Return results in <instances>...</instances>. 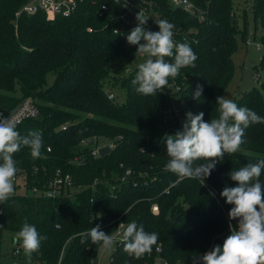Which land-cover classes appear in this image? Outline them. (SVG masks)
Listing matches in <instances>:
<instances>
[{"label": "trees", "instance_id": "16d2710c", "mask_svg": "<svg viewBox=\"0 0 264 264\" xmlns=\"http://www.w3.org/2000/svg\"><path fill=\"white\" fill-rule=\"evenodd\" d=\"M25 1L0 0V109L10 112L23 98L33 97L38 116L23 121L16 130L21 136L40 131L43 147L35 160L26 146L13 159L17 168L30 171L38 166L39 175L42 167L47 175L59 167L70 172L74 184L82 188L72 198L13 195L0 205V228L18 232L25 221L34 225L47 237L32 254L42 264H91L100 244H93L90 238L81 243V234L100 225L112 235L119 223L126 227L132 221L146 232L158 233L159 239L139 259L128 256L123 243L117 242L111 264H151L157 246L168 264H180L176 261L190 262L208 246H222L230 233H219L229 228L232 206L220 193L225 186H237L228 175L231 171L264 159V123L250 124L240 151L226 153L205 179L214 195L197 179L178 181L175 174L165 171L169 157L164 137L173 129L182 130L180 121L167 112L169 93L138 94L132 84L138 68L125 76L116 75L118 68L110 71L115 60L128 55L129 49H137L126 37L113 34L105 20L85 5L70 17L48 18L40 11L15 16ZM152 1L177 26L192 27L197 39L195 44L188 43L196 55L194 66L181 68L174 78L184 82L177 94L193 115L203 112L206 122L218 118L217 97L232 76L231 55L237 49L233 0H211L208 23H198L180 9L169 11L166 0ZM192 1L201 4V0ZM251 12L262 30L264 45V0H254ZM247 36L244 27V43ZM260 67L264 71V56ZM109 72L107 81L126 90L121 104L114 103L116 95L115 99L108 97L112 88L105 91ZM47 73L54 76L50 85L46 84ZM198 84L203 92L197 100L193 94ZM234 102L264 117L260 89H247ZM92 135L120 139L106 154L91 157L89 147L80 141ZM243 150L252 153L247 156ZM78 157V162H72ZM202 163L205 161L195 162ZM124 168L131 170L126 181L120 179ZM260 181L264 185V170ZM152 204L158 205L157 214L151 212ZM231 223L238 227L236 221Z\"/></svg>", "mask_w": 264, "mask_h": 264}, {"label": "clouds", "instance_id": "9594fccd", "mask_svg": "<svg viewBox=\"0 0 264 264\" xmlns=\"http://www.w3.org/2000/svg\"><path fill=\"white\" fill-rule=\"evenodd\" d=\"M135 19L137 26L130 30L126 40L129 45L138 46L135 55L146 59L138 65L132 84L142 96L155 95L158 90L163 91L170 77L174 79L179 75L181 68L194 66L196 55L187 42L176 43L173 40L174 25L168 21L160 20L157 23L159 31L153 32L146 30L148 18L141 10ZM166 57L172 58L174 62L166 61ZM202 92L203 88L198 84L193 98L198 100ZM217 104L218 118L206 122L203 112L193 115L189 111L182 130L164 137L169 157L165 171L175 174L178 181L185 178L197 179L203 186L205 179L224 155L234 154L239 150L245 129L253 123H264V117L247 107H239L225 96H218ZM21 146L30 149L32 159L39 158L43 147L41 132L33 130L26 136H21L12 120L0 118V204L15 193L14 182L18 169L13 155ZM201 160L205 163L195 164ZM262 170L264 159L228 174L237 186H225L220 195L226 204L232 206L228 212L230 235L224 239L222 246L216 245L211 251L192 257V264H264V185L260 181ZM48 195L53 196L54 193ZM231 221H236L238 227H233ZM119 228L123 229L118 235L124 251L136 259L150 253L159 239L158 233L146 232L135 221L128 223L126 227L121 223ZM89 238L93 244H100L104 248H110L115 243V238L102 231L100 225L82 233L81 243ZM14 239L31 264L32 254L39 251L41 240H46L47 237L41 236L34 225L25 221Z\"/></svg>", "mask_w": 264, "mask_h": 264}, {"label": "built area", "instance_id": "2783aa9c", "mask_svg": "<svg viewBox=\"0 0 264 264\" xmlns=\"http://www.w3.org/2000/svg\"><path fill=\"white\" fill-rule=\"evenodd\" d=\"M154 1L152 0H26L19 9L15 12V15L18 16L20 13L32 14L37 11H40L45 14L48 18L55 17H70L73 13L81 6L85 5L88 10H92L94 14L105 20V27L109 28L111 32L115 35L126 37L129 34L130 30L137 26V21L135 19L136 14L141 10L144 15L148 18L145 28L153 32L159 31L158 22L160 20H166L173 27V40L176 43H196L197 39L194 36V29L183 28L177 26L172 20H170L162 9L151 7V4ZM254 0H251L250 7L248 4L250 0H246V6L250 9L252 8ZM155 3V2H154ZM210 3L211 0H201V4H197L192 0H166V8L169 11H174L180 9L188 14H190L198 23H208L210 18ZM243 8V4L237 3L235 8H233L231 15L235 16V10L237 8ZM157 13V15H155ZM256 43V44H255ZM255 44V48H260L261 44L255 41V34H249L245 39L246 46H252ZM137 49V45H131ZM185 79V77H184ZM184 82L176 81L175 79L169 78L168 85L163 89L166 90L170 95V104L168 106L167 112L171 118L176 117L179 120V113L175 106L173 105V97L178 95V91L181 89ZM160 91V90H158ZM116 94L113 90H109L108 97L110 99H115ZM39 114V109L32 97L23 98L10 112H6L0 109V118L7 117L16 124V128L23 121L31 118L37 117ZM108 139V138H104ZM120 139L119 136L115 139H108L106 144L102 145L99 142L102 140V137L92 135L81 139L80 144L82 146L89 147V155L91 157H98V149L102 146H108L109 149L115 147L116 141ZM50 148L47 147V151ZM78 158H74L72 162H78ZM122 167V163H120ZM17 174L14 182L15 193L14 196H31V197H45V198H55L60 196L73 197L74 193L81 189V186L74 184L72 175L70 172L64 171L59 167H56L52 170L50 175H47V170L42 167V174H38V166H32L30 171L25 167H18ZM123 174L121 176L122 181H126L129 176H131V170L129 168H124ZM97 180L94 181V185ZM79 189L71 192L75 187ZM205 188L211 189L208 187V184L204 182L203 185ZM48 193H54L53 196H49ZM214 195V192L211 191ZM13 196V195H12ZM1 205V204H0ZM152 211L157 212V204L151 205ZM118 224L117 229L113 232L112 236L115 238V243L120 241L118 233L122 232L123 229L119 228ZM16 242V241H15ZM157 253H160V247H156ZM212 249H205L197 256L203 255L206 252L211 251ZM21 247L18 242H16L14 248L12 249V254H20ZM196 256V257H197ZM161 257V256H160ZM110 257V262H111ZM94 258L92 259L93 262ZM161 260L164 264H168L166 260L161 257ZM184 264V263H180ZM188 264H192L188 263Z\"/></svg>", "mask_w": 264, "mask_h": 264}, {"label": "rangeland", "instance_id": "374dc122", "mask_svg": "<svg viewBox=\"0 0 264 264\" xmlns=\"http://www.w3.org/2000/svg\"><path fill=\"white\" fill-rule=\"evenodd\" d=\"M237 3L243 4L245 11H243V8L240 9L239 7L235 10L234 20L237 29L239 30V32L235 36L237 42V49L231 55V59L233 63L232 76L221 95L233 101L236 95L241 94V92L250 89L252 87H256L260 89L261 92L264 94V71L260 67V59L264 56V45L262 43V30L258 23L255 25V21L253 19L251 9L249 8L251 5V0L250 3L248 4L249 7L246 6V0H233L232 7L235 8ZM155 15H157V13H155ZM244 27H246L247 33L255 34V41L261 44L260 48L258 49L255 48L254 45L256 43L253 44L252 46L245 45L242 38ZM88 28L91 30L90 27ZM141 43H143V41H141ZM133 51L134 48H131L129 49L128 55H123L122 57H119L117 60H115L110 67V71L118 68L119 73H117L116 75L119 74L120 76L121 74L125 76L126 74H128L127 69L138 68V65L144 62L146 57L135 55L137 50H135L134 52ZM110 73L111 72L108 73L106 81L111 76ZM53 79L54 76L52 75V73H47L46 84L47 85L52 84ZM105 84H106L105 91H108L109 88H112L117 96L116 99L114 100V103L121 104L125 101L126 99L125 88H123L119 84H115V86H112L111 81L109 82L107 81ZM172 101H173V105L175 106V108L179 113V117H180L179 121L182 127V124L186 119V113L189 112V109L186 103L180 98L179 95H175ZM176 132L177 130L173 129L171 131H168L167 134L174 135ZM107 140L108 139H104V137H102V140L99 142V144L104 145L108 143ZM238 151H240V149ZM243 152H245L247 156H249V154L252 153V152H246L244 150ZM78 189L79 188L76 186L71 190V192L76 191ZM151 212L157 214L159 212V208L157 209V212H153L151 208ZM228 232L230 233V228L225 229L219 234H224ZM16 233L17 232L15 231L0 228V264H29L27 258L24 255L22 248L20 254H12V249L16 244L14 239ZM115 247H116V243H114L113 246L110 248H104L100 245L98 252L91 264H111L110 256L111 253L114 251ZM206 249H212V246H208ZM191 262L192 261L190 262H180V260L176 261V263H184V264H188ZM31 264H42V263L38 260L31 258ZM151 264H164L163 261L161 260L159 253H156L154 255L153 262Z\"/></svg>", "mask_w": 264, "mask_h": 264}, {"label": "water", "instance_id": "95a60500", "mask_svg": "<svg viewBox=\"0 0 264 264\" xmlns=\"http://www.w3.org/2000/svg\"><path fill=\"white\" fill-rule=\"evenodd\" d=\"M151 7H152L153 9L158 8L157 4L154 3V2L151 4ZM133 69H134V68L127 69V73L131 72ZM123 79H124V77H122V80H123ZM122 80H121V81H122ZM109 150H110L109 147L106 145V146H102V147H100V148L98 149V152H99V155L102 156V155L106 154L107 152H109ZM176 219H177V220L179 219V215L176 217Z\"/></svg>", "mask_w": 264, "mask_h": 264}, {"label": "crops", "instance_id": "0c3cea01", "mask_svg": "<svg viewBox=\"0 0 264 264\" xmlns=\"http://www.w3.org/2000/svg\"><path fill=\"white\" fill-rule=\"evenodd\" d=\"M111 257V256H110Z\"/></svg>", "mask_w": 264, "mask_h": 264}]
</instances>
